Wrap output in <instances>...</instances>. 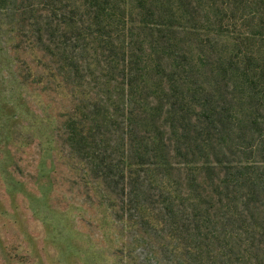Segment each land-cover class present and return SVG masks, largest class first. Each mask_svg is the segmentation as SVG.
Listing matches in <instances>:
<instances>
[{"label": "trees", "instance_id": "1", "mask_svg": "<svg viewBox=\"0 0 264 264\" xmlns=\"http://www.w3.org/2000/svg\"><path fill=\"white\" fill-rule=\"evenodd\" d=\"M2 26L60 77L113 219L167 235L156 264H264V0H0Z\"/></svg>", "mask_w": 264, "mask_h": 264}, {"label": "rangeland", "instance_id": "2", "mask_svg": "<svg viewBox=\"0 0 264 264\" xmlns=\"http://www.w3.org/2000/svg\"><path fill=\"white\" fill-rule=\"evenodd\" d=\"M37 49L0 28V264H156L167 235L113 219L64 143L70 100Z\"/></svg>", "mask_w": 264, "mask_h": 264}]
</instances>
